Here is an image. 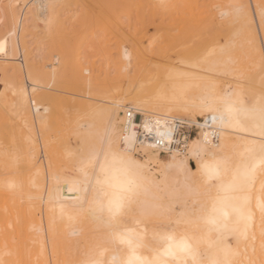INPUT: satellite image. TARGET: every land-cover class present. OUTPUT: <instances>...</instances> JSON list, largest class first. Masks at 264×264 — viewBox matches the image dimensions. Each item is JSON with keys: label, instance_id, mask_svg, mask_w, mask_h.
<instances>
[{"label": "bare ground", "instance_id": "1", "mask_svg": "<svg viewBox=\"0 0 264 264\" xmlns=\"http://www.w3.org/2000/svg\"><path fill=\"white\" fill-rule=\"evenodd\" d=\"M124 1L128 17L135 14L139 20L146 15L151 21L158 17L172 23L161 22L151 33L131 24L128 30L132 28L138 36L133 33L127 43L123 41L125 33L116 34L115 58L103 45L100 59L111 60L119 80L127 78L129 67L138 72L144 66L147 50L166 45L177 51L168 57L157 56L158 73L145 82L148 86L124 91L118 98L90 93L93 69L74 60V84L83 90L82 94L81 89L68 92L73 103L66 101V107L73 115L66 108L72 117L60 137L64 138L61 151L52 154L42 115L48 112L47 90L54 88L66 56L50 51L46 58L40 39L34 42L39 46L33 51L37 59L28 64L24 33L28 22L43 35L51 33L59 19L56 8L63 0H0V105L14 107L21 127L17 136L8 138L0 148V264H84L90 257L107 264L114 256L118 260L128 257L126 245L103 242L110 231L107 218L93 203L99 195L96 177L102 174L97 165L91 181L85 183L80 161L99 147L106 130L121 128L129 119L139 131L134 153L142 155L138 162L146 174L163 179L166 173L177 189L163 202V219L138 214L125 218L127 228L144 230L143 246L137 253L151 258L164 247L158 234L168 232L177 242L185 235L192 243L201 240L198 248L202 256L226 258L230 264H264V213L260 208L264 204V167H253L264 141L260 135L264 0ZM10 68L19 71V82L8 75ZM52 102L48 103L51 107ZM228 103L236 110L231 120L225 112ZM209 104L213 110H208ZM221 113L225 122L217 119L213 123L211 116ZM145 114L152 117L154 128L155 120L160 119L162 133L171 129L170 141L154 133L144 134L139 125ZM182 125L195 127L196 135L176 138ZM205 132L209 133L206 141ZM157 140L161 142L149 147ZM178 143H182L181 150ZM198 158L206 169L198 168ZM181 162L190 171L182 172ZM220 200L225 201L229 213L222 221L228 230L218 233L213 228L209 232L211 226L204 218L212 203ZM234 207L240 213L233 211Z\"/></svg>", "mask_w": 264, "mask_h": 264}, {"label": "rangeland", "instance_id": "2", "mask_svg": "<svg viewBox=\"0 0 264 264\" xmlns=\"http://www.w3.org/2000/svg\"><path fill=\"white\" fill-rule=\"evenodd\" d=\"M56 11H57L56 15H58V17L57 16L56 17L59 19L56 18L58 24L56 23L55 25H53V27L55 26L54 31H52L53 27L51 28L52 30L50 29L52 34L48 33V35L46 34L43 35L41 29L40 28L34 29L31 22L27 23L26 25L27 30L24 33L25 50H26L25 57L26 56L28 57L26 58V60L28 59L27 61L28 64H34V61L37 59L35 58L34 60V53L36 51V50L34 51V48L35 47L39 48V46L43 48L41 52L46 54L45 56L46 58L48 57L47 54L51 55L50 51H53L52 54L54 52L61 51L63 55L65 54L64 57L65 56L67 57L64 58V65L63 64L61 65L63 67L61 68L60 66L57 71L58 75H56V79L54 81L56 84L53 82L55 85L54 84L52 85V88L53 87L54 88L53 89L51 88L52 90H47L48 94L46 100L48 102H46V105L49 107H48V112L42 115V120L44 118V122L46 126V134L50 140L49 143L52 154H55L57 151H61L64 138H60V137L62 134H64V127H66L67 121L73 115V110H71L69 106L66 107L67 102L68 105L73 103V101L71 100L72 97L70 96V94H68V92L77 93L79 89H81L80 94H82V90H83L82 87L79 88L74 84L76 80L74 75L75 71H73L75 66L72 65L74 64V60H77L78 64L81 67H88L89 69L91 68L93 69L91 70V76H94L96 78L94 77L91 78V82H90L91 87L89 85V88L87 89L88 91H90V93L91 91H93L92 94H96L100 92L98 94L118 98L120 97L121 94L124 93V91L136 92L138 90H141L143 87L148 86V84H145V82L156 76V74L158 73L155 66H158L159 63H157L158 65L157 64L155 65V60H158L159 57L161 56L168 57L177 51V49L174 48L173 46L171 47L166 45H159L158 47H155L153 50H147L148 53L146 51L143 57L144 60L147 59V61L145 62L146 65L144 64V66L141 69H139L138 72H136L134 68L129 67L126 76L127 78L119 80L116 77V74H114V66L110 64L111 60L108 61L109 63L107 62L108 66L106 67L107 63L104 62L103 59H100L102 57L99 54V50L103 47V45H105L104 48L108 50L110 56L112 58H115L116 54L113 52L116 46L115 35L116 34L122 35L123 33H125L127 36L124 38L127 41L123 40L124 38L122 37L120 38V41L122 39L123 41L128 43L130 40L129 39L130 36H132L133 33L135 34V32L132 33V28L128 30V26H130L131 24H132L131 27L146 28L147 31L151 33L153 30V26H157L161 22H165L164 24H171L172 22H168L169 19H165V18H162L161 21L160 18L158 17H156L151 21L148 19V16H146L145 14H144L145 16H143L142 19L139 20L135 19L137 18L135 14H132L131 17H128V13L125 9L124 0H63L62 4L56 8ZM128 31L129 32L131 31V33H129L131 35L127 34ZM136 35L138 36L137 33L135 34V36ZM36 40L37 41L40 40L39 46H37V44L34 43ZM31 45L32 48L30 47ZM29 53L32 54L33 56L30 55ZM76 55H78V57ZM69 57L70 59H68ZM145 57L147 58L145 59ZM40 61H42V59ZM150 63H152V65ZM37 65L34 67H37ZM104 67H106V72H105L106 75L104 73V69H103ZM100 68H102L103 70H101ZM11 69L12 68L9 69L10 70L9 72L11 73H8V75L14 79V82H16L15 80L19 82L18 81L20 80L19 71L16 70V68L14 70ZM103 73L104 75L102 76ZM56 89L57 91H55ZM52 91H54L55 94ZM48 96L49 97L51 96V98H49ZM51 100H53V102ZM50 101L53 104L52 107L50 106L51 105ZM13 108L7 105L6 106L0 105V148L6 144L8 138L17 136V132H19L21 128L19 125L20 122H18L19 117H17V112L14 111ZM66 108L70 109L72 115H70V112L68 113V110ZM138 119L139 117L136 116V122L138 121ZM52 120H54V122ZM16 122L17 124L18 123L19 124L17 125ZM178 130L179 131L175 135L176 138L178 139L182 137L191 138L194 137L197 133L195 127H186L184 125L180 126ZM47 132H49L51 135ZM181 146L182 143H178L177 149L181 150L182 148ZM163 155L164 154H161V157ZM135 156L139 159L142 158V155L140 153H136ZM191 167L194 168L193 162H191ZM154 168H157V166H154Z\"/></svg>", "mask_w": 264, "mask_h": 264}, {"label": "snow or ice", "instance_id": "3", "mask_svg": "<svg viewBox=\"0 0 264 264\" xmlns=\"http://www.w3.org/2000/svg\"><path fill=\"white\" fill-rule=\"evenodd\" d=\"M205 99L211 100L212 98L206 97ZM222 99L225 102L228 100L227 97ZM208 110H213L211 104L208 105ZM235 111L232 104L228 103L225 112L228 114L229 120L234 118ZM204 118L206 122L209 119L207 115ZM217 119L223 124L225 122L224 113H221L219 117L215 114L211 116L213 123ZM160 123V119H156L154 128L152 117L145 114L139 128H142L146 135L154 133L155 136L170 141L172 138L171 129L162 133L159 128ZM136 127L129 119L124 121L121 128L112 127L110 130H106L105 138L100 140L99 147L91 149L80 161L85 183L91 181L97 165L102 174L96 177L99 195L93 203L97 206V212L107 218L105 223L110 231L103 242L126 245L129 249L126 259L118 260L114 256L107 261V264H230L226 258L221 261L212 256H202L198 248L201 240L192 243L191 238L185 235L177 242L175 236L168 232L158 234V238L164 242V247L162 250L154 252L151 258L142 257L137 253V250L143 246L144 230L136 231L127 228L125 218L138 214L140 216L157 215L163 219L165 215L163 202L169 199L177 189L169 182L166 173L163 179L152 177L146 174L144 166L138 162L134 153L136 137L139 135V131L134 130ZM208 135L209 133H204L205 141ZM260 135L264 136V116H262ZM160 142L161 140H157L149 147H154ZM260 153L261 155L253 167L257 165L264 167V141L261 142ZM197 163L198 168H207V165H200L199 158ZM89 168L92 169L91 172L88 170ZM180 169L182 172L190 171L183 162L180 164ZM148 171L150 172V170ZM189 191L192 190L189 189ZM260 208L264 213V204H261ZM233 211L240 213L239 208L234 207ZM228 215L225 201H214L204 218L205 222L211 226L209 232L213 228L218 233L228 230L227 224L222 222L228 219ZM133 222L137 225L140 224V220L137 219H134ZM84 264H106V262L103 259L90 257L84 261Z\"/></svg>", "mask_w": 264, "mask_h": 264}]
</instances>
